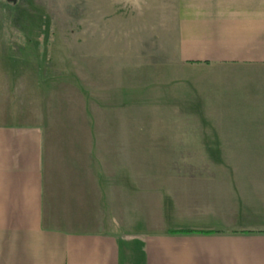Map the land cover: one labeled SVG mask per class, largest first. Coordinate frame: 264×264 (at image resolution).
<instances>
[{"label": "crops", "instance_id": "1", "mask_svg": "<svg viewBox=\"0 0 264 264\" xmlns=\"http://www.w3.org/2000/svg\"><path fill=\"white\" fill-rule=\"evenodd\" d=\"M108 1L82 56L1 6L0 264H264V0H174V52Z\"/></svg>", "mask_w": 264, "mask_h": 264}, {"label": "rangeland", "instance_id": "2", "mask_svg": "<svg viewBox=\"0 0 264 264\" xmlns=\"http://www.w3.org/2000/svg\"><path fill=\"white\" fill-rule=\"evenodd\" d=\"M12 1H16L15 4L18 3V5L27 8L28 21H34L38 18L39 20L43 19L54 22L59 37L71 40L70 48L75 50L76 55L80 54V56L84 54V39L95 31L93 28H90V25H87V22L93 23L101 20H110L113 17L115 19V15H117L115 13H94L90 9L88 11L86 4L87 2H91V0H0V10L1 6L12 3ZM96 1V3H99V0ZM124 2L126 5H124L123 12L119 14L120 19L138 21L140 36L158 37L164 35L166 38H170L172 50L173 52L175 51L177 29L174 0H129L127 2L125 0ZM108 4L114 5L116 4V0H109ZM128 5H132V7ZM2 15L3 13L0 11V19H3ZM160 24H165V27L158 28ZM152 25L157 26V28H148V26ZM96 31H99V29H96ZM113 31L108 29L111 36L114 35ZM126 31L130 33L132 30L129 28ZM73 42L77 44L74 46ZM162 46L156 44L150 47L158 50ZM60 47L62 46L60 45ZM138 47L141 51L148 48L145 45Z\"/></svg>", "mask_w": 264, "mask_h": 264}, {"label": "trees", "instance_id": "3", "mask_svg": "<svg viewBox=\"0 0 264 264\" xmlns=\"http://www.w3.org/2000/svg\"><path fill=\"white\" fill-rule=\"evenodd\" d=\"M177 232H179V233H186V234H192V233H195L196 231L195 230H182V231H177Z\"/></svg>", "mask_w": 264, "mask_h": 264}]
</instances>
